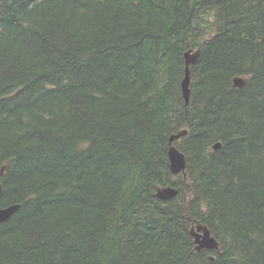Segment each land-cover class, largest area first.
Segmentation results:
<instances>
[{
	"label": "trees",
	"instance_id": "obj_1",
	"mask_svg": "<svg viewBox=\"0 0 264 264\" xmlns=\"http://www.w3.org/2000/svg\"><path fill=\"white\" fill-rule=\"evenodd\" d=\"M263 37L264 0H0V264H264Z\"/></svg>",
	"mask_w": 264,
	"mask_h": 264
},
{
	"label": "water",
	"instance_id": "obj_2",
	"mask_svg": "<svg viewBox=\"0 0 264 264\" xmlns=\"http://www.w3.org/2000/svg\"><path fill=\"white\" fill-rule=\"evenodd\" d=\"M264 41V37H263ZM200 53L196 52H188L185 56L186 59V67H185V77L182 81V93L183 98L185 100V105L187 106L190 102V67L195 65L198 61ZM246 84V78L237 77L234 79L235 88H243ZM187 135V130H182L181 132L174 134L171 136L169 140V161H170V171L172 175H180L183 174L186 178V156L182 153L176 146H174V142L181 139L182 137ZM220 148V143H217L213 146L214 150H218ZM6 166H4L1 170L3 173L6 170ZM2 185H0V195L2 193ZM179 194L177 188L173 186L163 187L157 191V197L160 200H172L176 198ZM20 205H12L6 208H0V223L8 221L19 209ZM191 236L194 238V242L196 245V251L200 252L202 250L215 251L219 250L220 244L212 235L209 228L205 225L198 224L196 227H193L191 230Z\"/></svg>",
	"mask_w": 264,
	"mask_h": 264
},
{
	"label": "bare ground",
	"instance_id": "obj_3",
	"mask_svg": "<svg viewBox=\"0 0 264 264\" xmlns=\"http://www.w3.org/2000/svg\"><path fill=\"white\" fill-rule=\"evenodd\" d=\"M185 74V73H184Z\"/></svg>",
	"mask_w": 264,
	"mask_h": 264
}]
</instances>
